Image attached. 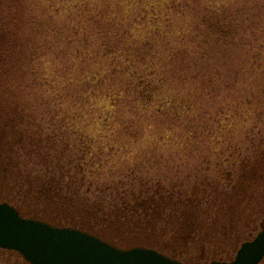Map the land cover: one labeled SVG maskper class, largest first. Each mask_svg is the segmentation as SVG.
Returning <instances> with one entry per match:
<instances>
[{"label": "rangeland", "instance_id": "rangeland-1", "mask_svg": "<svg viewBox=\"0 0 264 264\" xmlns=\"http://www.w3.org/2000/svg\"><path fill=\"white\" fill-rule=\"evenodd\" d=\"M0 2V26L27 39L12 45L0 64L2 123L23 147L12 172L0 169V201L8 192L13 198L6 201L36 209L28 194L33 175H58L54 154L68 143L62 162L76 168L75 182L90 188V203L101 190L126 188L140 198L155 192L156 203L180 198L178 209L184 198L199 202L201 210L187 218L196 233L186 241L176 209L162 213L178 231L171 228L160 240L173 242L170 249L187 264L230 260L259 232L264 169L253 162L264 148V0ZM213 8L229 10L234 35L226 42L208 43L204 35L203 16ZM106 40L123 60L103 55ZM127 47L136 64L129 66L159 85L153 102L145 103L129 75L112 78V67L128 64ZM76 48L89 58H77ZM97 71L106 79L86 92L88 75ZM9 145L2 144L6 154ZM20 173L25 180L17 182ZM34 212L23 214L45 220ZM105 240L144 246L134 236ZM19 262L0 249V264Z\"/></svg>", "mask_w": 264, "mask_h": 264}, {"label": "trees", "instance_id": "trees-1", "mask_svg": "<svg viewBox=\"0 0 264 264\" xmlns=\"http://www.w3.org/2000/svg\"><path fill=\"white\" fill-rule=\"evenodd\" d=\"M1 13L2 12L0 11V19L3 18ZM203 17L207 27L209 28L208 32L206 31L204 33L208 43H212L211 40L216 43L226 42L228 39H232L234 30L231 27V20L229 19L230 13L227 8L223 10L213 8L212 14H206ZM74 31H77V29H74ZM19 36L14 30L12 31L10 27H6L5 24L0 26L1 65L5 63L6 53L7 55L11 53L10 51L12 45L15 46L17 44L18 46L19 42L23 43V41L25 42L27 40L26 38ZM84 38L86 41L88 36H84ZM104 45L103 55L112 56L113 59L123 60V53L119 51V49L115 48V46H111L109 41L106 40ZM127 49H129V53L128 51L126 53V61L128 64L126 66L124 65V68H118L116 66L112 67V78L119 75H129L131 77V81L133 82L132 86L134 88L136 87L135 89L139 91V94L145 98V103L153 102L155 95L159 92V85L155 83L152 76H149L150 78H145L142 74L136 71L137 69L134 68L133 70L131 66H129L130 64H136L131 61L134 56L133 51L130 50V47H127ZM76 54L77 58H80L83 61H86L90 56L89 54H83L80 48H76ZM88 68L89 66H85V70ZM90 74L88 75V84L83 86L86 92L91 88V85L99 84L101 79H106V77H102V75L106 74L98 71ZM167 103H171V101L169 100ZM113 105L114 104H112V106ZM0 106V169L2 170L0 171L6 176L8 173L12 172L10 168L13 167L14 170V167L18 165V160H16L14 156L17 151L23 150V147L21 146L20 139H17L15 136L7 135L8 124L7 122L2 123L3 113L1 110H3V107L1 102ZM188 108H190V106H188ZM3 143L10 144L9 147H12V150L14 149V154L10 153L13 152L12 150H10L7 154L2 151L1 149L3 148ZM262 143H264V138ZM67 147L68 143H64V147L58 149L54 154L56 165L52 166L58 169V175L57 172L50 174V176L48 175V172L38 176L33 175L34 180L28 189V194L33 196L36 209H30L29 205H27L24 201V203L22 202L23 204L18 207L22 213L25 214L26 212L36 211L37 213L34 212V215L36 214L45 220L48 219L47 221H53L56 224L73 225L78 228L88 230L108 240L123 241L126 239L128 241L132 236H134V239L141 240L144 242L142 243L144 245L154 247L172 257L178 259L182 258V253L177 254V252H175L176 250H172L173 248L175 249L173 242H164L160 240V238H162L161 235L164 236L166 232H169V229L174 228V231H178L175 225L170 227V224L174 221H170L167 224L168 218H166L162 213L164 209L166 211V208H169V210H167V214L171 215L173 208L176 209L178 214L181 215L179 216L180 218L178 217V221L181 223V227L178 226L179 230L183 229L180 236H182L181 239L183 241H186L191 238L190 236L193 233H196V230L193 229L195 226L194 221H192L193 219L187 220V218L194 213V209H196L197 212L201 210L198 207L199 205H197L199 202L196 203V199L194 197L184 198L182 200V204H180L183 209H178L175 204L181 201L180 198L174 201V205L170 204L173 200L170 202L163 201V203H156V200L154 199L156 196L155 192L145 190L143 191L145 196L140 198L139 193L137 194L131 188H126V190L122 189L120 191L101 190V192L103 191V195H100L99 198L91 200L92 203H90L88 202V196H86V193L91 191L90 188L84 190V185H82L83 183L79 184L75 182L77 181L76 176L78 175L76 168H72L67 165L64 166L62 162L63 156L67 151ZM80 147L84 153L85 150L83 146ZM261 152V155H263L264 148ZM261 155L257 156L253 162V166H257L260 171L264 169V158H261ZM75 167H77V165ZM21 174L22 173L17 176V182L25 180L24 176ZM70 177L71 180L65 182V180ZM237 181V183H240L239 179ZM171 192L174 194V191ZM24 195L25 193L23 196ZM2 198H4V200H8L7 198L13 197H10L7 192ZM108 198L110 200L109 203H111L110 205H107L106 200ZM189 206L193 207V211H189L187 208ZM158 223L162 224V228ZM170 245L172 247H170ZM2 250L13 254L18 260H20L19 264H31L27 262L17 251L7 249Z\"/></svg>", "mask_w": 264, "mask_h": 264}, {"label": "water", "instance_id": "water-1", "mask_svg": "<svg viewBox=\"0 0 264 264\" xmlns=\"http://www.w3.org/2000/svg\"><path fill=\"white\" fill-rule=\"evenodd\" d=\"M0 247L20 252L31 264H186L151 247L121 248L72 226L24 217L6 201L0 202ZM263 258L264 219L258 234L241 244L233 260L210 264H259Z\"/></svg>", "mask_w": 264, "mask_h": 264}]
</instances>
